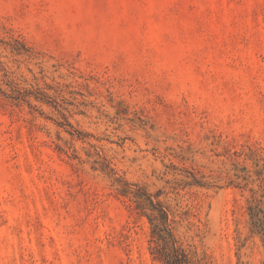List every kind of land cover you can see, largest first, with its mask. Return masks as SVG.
<instances>
[{
  "label": "rangeland",
  "instance_id": "374dc122",
  "mask_svg": "<svg viewBox=\"0 0 264 264\" xmlns=\"http://www.w3.org/2000/svg\"><path fill=\"white\" fill-rule=\"evenodd\" d=\"M264 264V0H0V264Z\"/></svg>",
  "mask_w": 264,
  "mask_h": 264
},
{
  "label": "trees",
  "instance_id": "16d2710c",
  "mask_svg": "<svg viewBox=\"0 0 264 264\" xmlns=\"http://www.w3.org/2000/svg\"><path fill=\"white\" fill-rule=\"evenodd\" d=\"M151 202L155 215H149L151 228L152 250L155 258L162 264H192L188 253L176 240L168 222V212L157 202Z\"/></svg>",
  "mask_w": 264,
  "mask_h": 264
}]
</instances>
